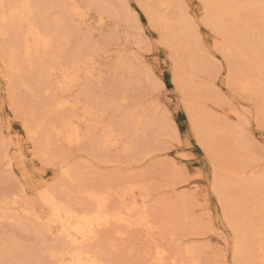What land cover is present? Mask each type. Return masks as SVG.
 <instances>
[{
    "label": "snow or ice",
    "instance_id": "obj_1",
    "mask_svg": "<svg viewBox=\"0 0 264 264\" xmlns=\"http://www.w3.org/2000/svg\"><path fill=\"white\" fill-rule=\"evenodd\" d=\"M0 84V264H264V0H0Z\"/></svg>",
    "mask_w": 264,
    "mask_h": 264
},
{
    "label": "rangeland",
    "instance_id": "obj_2",
    "mask_svg": "<svg viewBox=\"0 0 264 264\" xmlns=\"http://www.w3.org/2000/svg\"><path fill=\"white\" fill-rule=\"evenodd\" d=\"M147 2H151V3H155L157 2V0H147ZM7 86L0 84V96H2L4 94V92L6 91ZM218 102V98L212 95H207L204 100L202 101V103L204 104H216ZM202 116L205 120H211L214 119L213 114L208 111V110H204L202 111ZM31 162L29 161V164Z\"/></svg>",
    "mask_w": 264,
    "mask_h": 264
}]
</instances>
